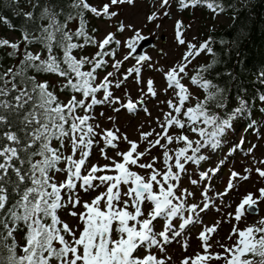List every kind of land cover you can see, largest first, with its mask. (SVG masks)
Segmentation results:
<instances>
[{
    "label": "snow or ice",
    "instance_id": "obj_1",
    "mask_svg": "<svg viewBox=\"0 0 264 264\" xmlns=\"http://www.w3.org/2000/svg\"><path fill=\"white\" fill-rule=\"evenodd\" d=\"M9 2L22 19L17 29L0 17L10 30L19 31L15 40L0 38V264H176L169 248L183 241L187 251L185 233L190 235L196 225L201 226L197 239L202 251L184 256L179 264H264V217L247 223L249 216L259 215L264 186L245 192L226 213V222L232 224L227 239L233 243L217 241L222 252L211 251L210 238L225 221L204 223V214L220 211L215 198L224 207L232 206L225 205L223 197L238 192V184L250 179L253 168L264 180V158L255 157L258 145L249 142L246 149L253 157L252 167L244 169L247 174L232 170L225 189L212 196L210 181L225 160L202 169L209 159L206 153L220 149L235 121L247 117L245 130L264 140V66L253 73L252 84L258 87L251 96L239 88L232 97L227 86L204 75L218 62L212 37L189 41L182 21L175 24L174 41L185 51L168 69L147 53L134 55L146 37L132 23L118 21L114 31L100 38L97 28L89 31L90 17L112 26L119 6L134 0H107L101 6L88 0ZM171 3L159 0L147 22L170 17ZM178 3L181 11L206 6L215 16L232 8L233 20L241 10L222 0ZM89 47L95 51L86 54ZM121 48L126 52L117 59ZM202 53L213 57L211 63L190 75L189 66ZM129 58L134 65L121 72ZM4 59L11 63L6 65ZM145 67L162 75L163 94L171 92L170 98L160 100L154 79L143 75ZM129 81L138 88L135 101L127 89ZM122 88L123 98L114 91ZM153 100L165 106L154 119L148 108ZM98 106L113 113L142 110L148 120L136 129L137 138L130 139L113 116L107 117L112 127H101ZM257 109L259 121L252 118ZM246 141L243 136L233 142L226 156L245 151ZM94 145L105 163L89 162ZM185 177L191 188L183 186Z\"/></svg>",
    "mask_w": 264,
    "mask_h": 264
},
{
    "label": "rangeland",
    "instance_id": "obj_2",
    "mask_svg": "<svg viewBox=\"0 0 264 264\" xmlns=\"http://www.w3.org/2000/svg\"><path fill=\"white\" fill-rule=\"evenodd\" d=\"M96 3L99 1H107V0H93ZM155 8H159V1L154 4ZM97 6H100L99 4ZM148 6L149 2L146 0H134V4L129 5L127 3L120 5L118 8L119 15L111 22L112 26L109 25V23L105 20H96L94 23L95 28L98 29V32L96 33V36L98 38L102 37L104 34H106L108 31H114V25L118 21H123L125 24L132 23L136 25L138 28H142L143 32L142 34L144 36L153 37L155 39L154 47L152 46L149 48L146 53L152 57L153 62H157L159 66L164 67L165 69L170 68L172 65H174L177 61H179L182 57L183 52L185 49L183 47H177L174 41V33L175 29L173 31V23L175 22V19H178L179 17V11L175 9L174 6H171L170 8V17H161L159 20L148 23L146 20V17L148 16ZM228 22L227 17L221 16L217 18L216 22H212L213 24H226ZM156 23H159L161 25L160 28H156ZM184 23L186 26H190L185 31L186 38L193 42V43H200L203 42V40L199 37L197 39L198 35V28L200 27V24L195 21L193 24H191V19H185ZM191 24V25H190ZM3 31L2 28H0V33ZM125 35H130V33H125ZM13 38V37H12ZM122 39V37H120ZM126 50L124 48H121L116 55L117 59H121L122 56L125 54ZM196 60V59H195ZM193 60V61H195ZM135 63V60L133 58H129L123 66L121 67L120 71L123 72L128 67L133 66ZM143 75L145 78H153L155 81V87L160 90V100H165L167 98L171 97V92H169L168 96L166 97L163 94V87L165 86V80L163 79L162 75L159 72H154L151 69H148L147 67L143 70ZM185 84H188L187 80L183 81ZM127 89L130 95V98L132 100H136L139 96L138 88L134 85L133 81H129L127 85ZM115 95L121 96L123 98L124 89L121 90H114ZM191 91L196 95V92L193 91L191 88ZM127 99V98H125ZM165 107L163 104H158L157 101L153 100L152 103L148 104L149 110L152 112L153 119L160 113V109ZM103 111L104 117H99V113ZM100 112L97 113V118L99 119L101 127L109 128L112 127V122L107 119L108 116H113L116 119V125L120 128L121 132H126L130 139H136L137 133L136 129L141 123H144L148 120V117L146 113H144L142 110L137 113H128L126 110L122 109L119 113H113L111 109L109 108H102ZM262 114L260 113L258 121L261 119ZM153 127H156V125L153 123ZM145 130H147V125L145 126ZM159 130V129H157ZM244 131V130H243ZM248 131L245 130L244 133ZM251 133V132H250ZM254 135L253 133H251ZM236 136H238V140L245 136V134L242 133H236ZM255 136V135H254ZM247 142H245L244 149L245 151H239L236 150L230 157L226 156L225 150H229L231 144H229L227 147H223L225 145L221 144L220 149L216 151L209 150L206 155L209 156L208 162H202V169L207 171L210 167H215L218 162L221 159L225 160V166L221 167V170L219 173L213 178L210 183L212 185L213 192H210L209 195L212 196L214 192L223 191L227 185V182L229 180L230 172L232 170L237 171L241 174V176L246 175L247 173L244 172V169L246 167H252V159L253 157L248 155L246 152L247 147L249 144H257L258 147L255 151V157L256 158H264V140H258L255 137V140L253 141V138H248L247 136ZM120 147L123 149L126 147L123 143L120 145ZM224 150V151H222ZM153 154H157L156 150H153ZM109 155H112L111 151H109ZM230 159L229 161H227ZM90 163H97L100 164L105 163L104 159L100 156L98 149L94 150L91 153V156L89 158ZM204 163V164H203ZM260 165H256V167H259ZM195 167V166H192ZM137 171H140L139 169H136ZM191 172V168L189 170ZM183 186L191 188L189 179L187 177L183 180ZM264 186V180H261L256 172L252 171L251 177L247 181H240L238 184L239 191H231L229 195H226L223 197V202L225 205L228 203H231V207H224L221 205L220 198H215V203L217 206H220V211H216L215 209H212L211 211L204 214V223L207 225H211L215 221L224 220V223H221L219 225V231L218 233L214 234L210 238V242L213 244V247L211 251L213 252H222V249L217 245V241H219L222 244L225 245H231L233 243L232 240L227 239L228 233L230 232L232 228V224L227 223V215L226 213L232 212L234 208L236 207V204L239 202V199L245 194L247 191L255 192L257 188ZM199 195V193H197ZM259 215L258 216H249L247 223H253L255 220L259 219L260 217H264V204H260L259 206ZM62 218L64 217V214L61 213ZM233 223H235L233 221ZM245 224L243 222L240 223L239 227L243 228ZM201 230L200 225H196L195 227H192L190 229V235L188 232L185 233V236L188 237V249L185 251L183 247L181 246L183 241H181L180 244L173 243V245L169 248L170 254L174 257V260L176 264H179V261L186 255L188 256H195L198 252H201L202 249L199 245V241L197 239V233Z\"/></svg>",
    "mask_w": 264,
    "mask_h": 264
},
{
    "label": "trees",
    "instance_id": "obj_3",
    "mask_svg": "<svg viewBox=\"0 0 264 264\" xmlns=\"http://www.w3.org/2000/svg\"><path fill=\"white\" fill-rule=\"evenodd\" d=\"M88 2L94 6L92 0H88ZM222 2L226 5L235 4V7L241 10L237 13V18L233 20L234 10L228 8L227 11L220 14L228 16V24L218 26L205 33L206 39L212 37L214 41L211 46L216 53L218 62L204 75L221 87L227 86L232 97L236 95L239 88L247 89L248 95L251 96L258 87L252 84L253 73L264 66V0H243V2L242 0H222ZM245 3L247 4L246 7H244ZM21 7L24 5L21 4ZM193 10L205 11L208 15L215 16L206 6H197ZM0 17H7L11 23L17 26V29L22 19L16 15L9 0H0ZM93 18L101 19L90 17L89 31L93 28L91 25ZM0 25L12 31L2 21H0ZM12 32L19 37V31ZM221 40L227 43L221 45ZM94 51L95 49L89 47L86 49V54ZM2 55L3 53L0 52V56ZM205 57L206 60L198 61L190 69L192 74H194L193 70L196 67L211 63L213 57L207 54ZM4 63L7 65L11 61L4 59ZM226 73H231L232 77L227 76ZM61 98L63 99V97Z\"/></svg>",
    "mask_w": 264,
    "mask_h": 264
},
{
    "label": "water",
    "instance_id": "obj_4",
    "mask_svg": "<svg viewBox=\"0 0 264 264\" xmlns=\"http://www.w3.org/2000/svg\"><path fill=\"white\" fill-rule=\"evenodd\" d=\"M151 44V39L146 38V40L141 41L138 45L137 52L135 54H141L143 52V49Z\"/></svg>",
    "mask_w": 264,
    "mask_h": 264
}]
</instances>
